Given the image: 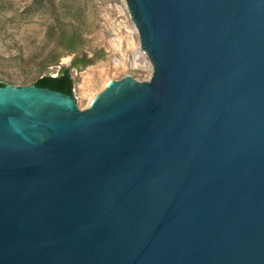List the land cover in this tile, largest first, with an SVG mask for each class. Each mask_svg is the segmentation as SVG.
<instances>
[{
	"label": "water",
	"instance_id": "water-1",
	"mask_svg": "<svg viewBox=\"0 0 264 264\" xmlns=\"http://www.w3.org/2000/svg\"><path fill=\"white\" fill-rule=\"evenodd\" d=\"M125 1L147 81L0 87V264H264V0Z\"/></svg>",
	"mask_w": 264,
	"mask_h": 264
},
{
	"label": "rangeland",
	"instance_id": "rangeland-1",
	"mask_svg": "<svg viewBox=\"0 0 264 264\" xmlns=\"http://www.w3.org/2000/svg\"><path fill=\"white\" fill-rule=\"evenodd\" d=\"M42 1L0 0V81L23 86L47 73L39 64L57 48L55 39L47 37L56 22L50 7L41 6ZM54 1L64 23H72V15H77L84 39L79 52L64 55L60 64L69 67L76 56L85 54L91 60L72 70L79 108L90 106L107 81L128 74L142 81L150 78L153 64L142 50L125 0ZM58 70L50 68L53 75Z\"/></svg>",
	"mask_w": 264,
	"mask_h": 264
},
{
	"label": "trees",
	"instance_id": "trees-1",
	"mask_svg": "<svg viewBox=\"0 0 264 264\" xmlns=\"http://www.w3.org/2000/svg\"><path fill=\"white\" fill-rule=\"evenodd\" d=\"M40 4L41 6L50 7V12L54 15V21L56 22V25L49 27L47 37L54 38L57 48L63 50V52H59L56 48L41 61L39 66L42 67L43 72L47 73L41 74L32 85L74 96L73 90L76 81L72 70L79 68L81 65H88L91 60L85 54L82 58L76 56L69 67L63 66L60 63L64 55H76L83 45L84 39L80 31L79 19L77 15L73 14L72 19L74 21L72 23H64L59 17V6L56 5L54 0H44ZM54 67H59L56 75L50 72V68ZM6 85L9 84L0 81V87Z\"/></svg>",
	"mask_w": 264,
	"mask_h": 264
}]
</instances>
